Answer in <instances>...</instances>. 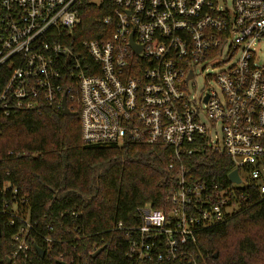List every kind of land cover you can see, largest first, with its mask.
I'll return each instance as SVG.
<instances>
[{
	"label": "built area",
	"instance_id": "2783aa9c",
	"mask_svg": "<svg viewBox=\"0 0 264 264\" xmlns=\"http://www.w3.org/2000/svg\"><path fill=\"white\" fill-rule=\"evenodd\" d=\"M83 3L110 13L103 37L75 50ZM263 41L264 0H0V116L63 114L65 94L71 112L79 106L85 144L163 143L176 161L205 148L228 156L239 183L208 184L180 165L165 207L138 208L137 224L114 225L125 264H208L199 234L236 212L245 188L264 196ZM196 66L212 69L214 86L192 94ZM15 194L1 184L13 258L31 248L26 199Z\"/></svg>",
	"mask_w": 264,
	"mask_h": 264
},
{
	"label": "trees",
	"instance_id": "16d2710c",
	"mask_svg": "<svg viewBox=\"0 0 264 264\" xmlns=\"http://www.w3.org/2000/svg\"><path fill=\"white\" fill-rule=\"evenodd\" d=\"M109 13L110 7L81 4L75 50L81 40L103 37L101 18ZM69 106L76 114L44 110L0 116V187L11 184L16 202L25 197L31 223L30 250L13 258L14 229L0 213V264H125L126 240L114 225L137 224L138 208L165 207L180 165L202 182L230 185L229 157L207 148L180 154L176 161L173 148L163 143L85 144L79 106ZM243 194L236 212L199 234L208 264H264V196L249 187ZM6 197L11 198L9 191ZM35 247L44 250L43 257Z\"/></svg>",
	"mask_w": 264,
	"mask_h": 264
},
{
	"label": "rangeland",
	"instance_id": "374dc122",
	"mask_svg": "<svg viewBox=\"0 0 264 264\" xmlns=\"http://www.w3.org/2000/svg\"><path fill=\"white\" fill-rule=\"evenodd\" d=\"M95 1L99 2L100 0H95ZM257 49H258V51H262L264 53V41L261 43H258ZM194 71H195V76L188 83V86H189L192 94L193 93L197 94L198 92H200L205 87L214 86V84L210 80L206 79L207 75L212 74V69L209 66H206L204 69H201V67L196 66L194 68ZM203 121L206 122L205 118H203ZM215 130L217 132V135L220 138L221 133L219 131L220 130L219 124L216 125ZM220 143H221V138H220ZM241 175H242L243 183H245L247 176L243 173ZM262 253H263V251L260 252V254H262Z\"/></svg>",
	"mask_w": 264,
	"mask_h": 264
},
{
	"label": "water",
	"instance_id": "95a60500",
	"mask_svg": "<svg viewBox=\"0 0 264 264\" xmlns=\"http://www.w3.org/2000/svg\"><path fill=\"white\" fill-rule=\"evenodd\" d=\"M62 104H63V110H62V113L64 115H69V114H76L74 112H71L70 109H68L67 105H66V95L64 94L63 98H62ZM228 179L230 182H234V183H239L240 182V179L238 177V174H237V170H233L231 171L229 174H228ZM104 246L103 247H100L99 249H97L93 254H92V257H96L102 250H103ZM35 250L37 252V254L40 256V257H43L44 256V250L39 248V247H35ZM217 256V253H215L213 255V257L215 258ZM10 260L8 259L7 262H9ZM59 264H66L65 262H62V261H59L58 262Z\"/></svg>",
	"mask_w": 264,
	"mask_h": 264
}]
</instances>
